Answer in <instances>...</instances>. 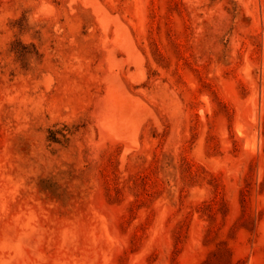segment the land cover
Returning a JSON list of instances; mask_svg holds the SVG:
<instances>
[{
  "label": "rangeland",
  "instance_id": "obj_1",
  "mask_svg": "<svg viewBox=\"0 0 264 264\" xmlns=\"http://www.w3.org/2000/svg\"><path fill=\"white\" fill-rule=\"evenodd\" d=\"M0 264H264V0H0Z\"/></svg>",
  "mask_w": 264,
  "mask_h": 264
},
{
  "label": "bare ground",
  "instance_id": "obj_2",
  "mask_svg": "<svg viewBox=\"0 0 264 264\" xmlns=\"http://www.w3.org/2000/svg\"><path fill=\"white\" fill-rule=\"evenodd\" d=\"M4 246H8L7 244H4Z\"/></svg>",
  "mask_w": 264,
  "mask_h": 264
}]
</instances>
